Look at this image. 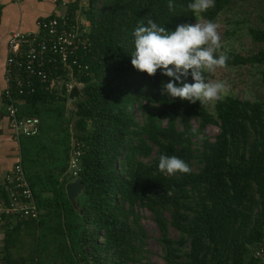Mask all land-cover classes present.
I'll return each mask as SVG.
<instances>
[{"label":"trees","instance_id":"16d2710c","mask_svg":"<svg viewBox=\"0 0 264 264\" xmlns=\"http://www.w3.org/2000/svg\"><path fill=\"white\" fill-rule=\"evenodd\" d=\"M79 2H71L68 13L81 8L90 23L89 67L79 77L80 93L70 95L76 100L67 115L65 93L56 99L37 90L19 106V116L39 119V132L19 141L39 214L1 226L0 263L154 264L146 257L138 213L145 208L159 234L162 264H264L255 256L264 231V0H256L260 12L252 25L235 15L226 19L247 43L220 45L214 55L226 61L215 69L244 70L251 86L245 98L223 95L212 110L163 93L170 78L159 70L148 75L135 69L132 32L149 20L169 30L215 23L253 0H215L198 15L187 7L190 0H171V8L169 0ZM234 31L221 29L223 36ZM208 125L217 127L213 139ZM73 137L81 145L78 175L84 184L76 209L64 190L72 179ZM162 154L182 158L191 171H160ZM1 198L7 199L4 186Z\"/></svg>","mask_w":264,"mask_h":264},{"label":"built area","instance_id":"2783aa9c","mask_svg":"<svg viewBox=\"0 0 264 264\" xmlns=\"http://www.w3.org/2000/svg\"><path fill=\"white\" fill-rule=\"evenodd\" d=\"M61 4L65 6L64 2ZM89 32L88 19L78 12L70 16L66 7L62 14L38 22L36 31L15 30L9 34L1 98L15 139L39 132L36 116L18 115L26 95L41 90L57 99L64 93L69 97L72 91L81 90L83 83L79 77L89 67L86 59L92 48ZM71 148L68 172L73 178L78 175L81 154L80 142L74 137ZM2 179L7 199L0 200V227L20 218H37L39 209L20 162ZM255 256L264 258V231Z\"/></svg>","mask_w":264,"mask_h":264},{"label":"clouds","instance_id":"9594fccd","mask_svg":"<svg viewBox=\"0 0 264 264\" xmlns=\"http://www.w3.org/2000/svg\"><path fill=\"white\" fill-rule=\"evenodd\" d=\"M214 4L215 0H190L187 7L198 15L214 7ZM132 35L134 50L130 55L131 65L148 75H154L159 70L169 77L163 83L162 92L171 98L205 104L220 99L225 93L223 82H209L206 78V72L223 66L226 61L225 56L214 55L220 47L216 23L209 20L177 24L174 30H169L149 20L137 26ZM157 166L169 175L191 171L182 158L164 154L160 155Z\"/></svg>","mask_w":264,"mask_h":264},{"label":"crops","instance_id":"0c3cea01","mask_svg":"<svg viewBox=\"0 0 264 264\" xmlns=\"http://www.w3.org/2000/svg\"><path fill=\"white\" fill-rule=\"evenodd\" d=\"M73 1L74 0H0V186L5 187L2 176L8 172L15 163L20 162L21 157L20 138L15 139L12 135V130L8 125V118L1 98V92L4 86L3 72L8 36L15 30L36 31L38 29V22L54 14H62L65 8H68L69 4ZM61 2H64L65 6H63ZM79 3L80 7L87 5L85 0H80ZM76 12L81 14V8H78ZM2 234L3 228L0 227V254H2L3 250Z\"/></svg>","mask_w":264,"mask_h":264},{"label":"rangeland","instance_id":"374dc122","mask_svg":"<svg viewBox=\"0 0 264 264\" xmlns=\"http://www.w3.org/2000/svg\"><path fill=\"white\" fill-rule=\"evenodd\" d=\"M86 2V0H85ZM87 3V2H86ZM256 0H253L252 4H242L239 6V9H234V14L232 13H226L223 15L220 19H218L215 23L217 25V33L220 38V45L224 46H234L236 48H241V46L246 47L247 39L239 37V34H241L240 30L233 27H228L230 24L227 23L228 19H233L235 15V18H240L244 21V25L253 24L255 22L257 13L260 12V9H256L257 5ZM258 8V7H257ZM230 32L233 28L234 34L233 35H222L221 29H226ZM230 34V33H229ZM237 36V37H236ZM243 71V72H242ZM206 78L209 82L213 81H221L226 85V91L222 94H234L237 95L240 98H245V96L248 95L247 91H244L245 88L248 89L251 86V83L249 81L250 76L247 75V72L241 69H232V70H222L217 71L214 69L211 72H206ZM251 79V78H250ZM81 91V90H80ZM80 91L78 93H80ZM221 96V97H222ZM214 102H208L203 104L207 109L212 110ZM135 115L138 120L141 119L140 113L138 110H135ZM195 125V122H193ZM217 127L214 125H208L206 127V134L210 139H213L214 136L217 133ZM138 213L140 215V223L143 226V229L145 230L146 237H145V249L147 250L146 257L154 264H162V256H163V248L161 244L159 243L158 237V231L155 226V223L152 219V215L149 212V210L145 208H138ZM169 234L172 238L177 237V232L173 229H169Z\"/></svg>","mask_w":264,"mask_h":264},{"label":"water","instance_id":"95a60500","mask_svg":"<svg viewBox=\"0 0 264 264\" xmlns=\"http://www.w3.org/2000/svg\"><path fill=\"white\" fill-rule=\"evenodd\" d=\"M76 100L75 96H69L66 99V115L69 113L71 108L73 107V102ZM81 101V99H80ZM84 189V184L81 182V178L79 175L74 176L72 179H70L68 182L64 185V190L66 197L70 204L76 209L77 208V202L76 199L80 195V193Z\"/></svg>","mask_w":264,"mask_h":264}]
</instances>
